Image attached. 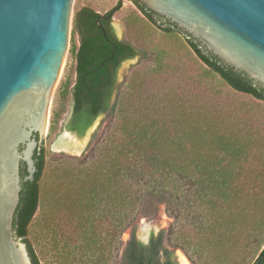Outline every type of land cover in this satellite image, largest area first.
Returning a JSON list of instances; mask_svg holds the SVG:
<instances>
[{
    "label": "trees",
    "instance_id": "obj_1",
    "mask_svg": "<svg viewBox=\"0 0 264 264\" xmlns=\"http://www.w3.org/2000/svg\"><path fill=\"white\" fill-rule=\"evenodd\" d=\"M132 1L148 23L184 37L205 76H217L237 94L264 103V88ZM100 15L89 6L74 15L76 79L65 128L82 136L103 114L112 126L120 124L73 170L45 177L47 153L43 148L35 152L36 171L21 183L13 219L31 263L175 264L173 250L179 249L191 264H262L264 116L250 117L239 104L217 102L207 103L202 113L187 111L175 95L167 96L158 112L139 111V99L125 98L122 85L116 87V72L123 61L140 56L152 65L147 74H163L166 53L118 40L111 19L101 22L108 42L96 26ZM133 81L129 89L135 94ZM50 123L51 131L55 119ZM160 205L173 223L151 234L148 243L138 241L137 217L151 216ZM128 229L123 245L120 237Z\"/></svg>",
    "mask_w": 264,
    "mask_h": 264
},
{
    "label": "water",
    "instance_id": "obj_2",
    "mask_svg": "<svg viewBox=\"0 0 264 264\" xmlns=\"http://www.w3.org/2000/svg\"><path fill=\"white\" fill-rule=\"evenodd\" d=\"M137 1L264 88V0ZM122 2L96 20L108 42L101 22L112 20ZM72 3L0 0V264H32L25 243L13 230V219L21 183L33 179L35 152L44 149L50 98L67 51ZM134 58L123 61L118 78ZM98 117L84 135L64 128L57 140L67 134L86 143Z\"/></svg>",
    "mask_w": 264,
    "mask_h": 264
},
{
    "label": "rangeland",
    "instance_id": "obj_3",
    "mask_svg": "<svg viewBox=\"0 0 264 264\" xmlns=\"http://www.w3.org/2000/svg\"><path fill=\"white\" fill-rule=\"evenodd\" d=\"M117 4L118 0H73L69 16L67 51L49 103L48 128L44 136V150L47 153L45 177L52 176V173L56 171L76 169L78 167L75 166L82 160H85L86 163L95 142L101 143L109 131L110 133L116 132L115 124H120V122L115 121L112 126L103 114L95 122V128L83 149L81 148L82 150L73 152L54 149L57 138L62 135L72 112L70 91L76 79L72 47L77 48L78 46V39L73 36L72 32L74 15L77 10L84 6H89L99 14H105ZM111 26L115 37L114 26L118 28L119 40L130 42L139 50L160 49L166 53L164 63L167 69L163 74L157 76L147 74L148 67L152 65L141 60L140 56L133 59V62L124 70L121 78H118V72L123 62L116 72V87L122 85L120 89L125 98L136 96L139 99V103H137L139 111L158 112V108L166 97L175 95L184 102L187 111L193 109L202 113L203 106L207 103L214 105L217 102L222 106H237L239 104L245 108V113L250 117L260 119V116H264V103L237 94L217 76H205L204 66L187 47L179 33L167 34L148 23L130 0H123L121 8L113 15ZM132 77H134V83H130V88L134 87L135 94H132V90L129 89V82ZM139 84L141 88L138 90ZM63 86L64 90H62ZM116 92L118 91L114 92V99ZM135 102L133 101V103ZM142 103L143 106L139 108ZM51 119H55V125L50 131ZM259 119L258 122L262 123L263 121ZM101 145L104 146L105 144ZM172 223L173 219L166 215L164 206L160 205L151 216L139 215L137 217L135 237L140 242L145 241L144 244H146L151 234L157 235L159 231L167 230ZM36 230L37 228L34 227L33 231L36 232ZM130 234L131 229H128L121 235L120 239L123 245L129 240ZM179 251L183 254L179 249L173 250L175 264H182L177 254ZM188 264L191 263L188 261Z\"/></svg>",
    "mask_w": 264,
    "mask_h": 264
},
{
    "label": "bare ground",
    "instance_id": "obj_4",
    "mask_svg": "<svg viewBox=\"0 0 264 264\" xmlns=\"http://www.w3.org/2000/svg\"><path fill=\"white\" fill-rule=\"evenodd\" d=\"M85 141H77L73 137L65 134L60 138V140H57L56 145L55 146L53 145V146H54V149H60V150H65V151L71 150L73 152H76L79 149L81 150V148L85 144ZM177 254L179 255V261L182 264H188L186 257L180 251Z\"/></svg>",
    "mask_w": 264,
    "mask_h": 264
}]
</instances>
